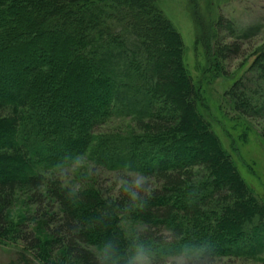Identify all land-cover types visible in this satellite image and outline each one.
<instances>
[{"label": "trees", "instance_id": "1", "mask_svg": "<svg viewBox=\"0 0 264 264\" xmlns=\"http://www.w3.org/2000/svg\"><path fill=\"white\" fill-rule=\"evenodd\" d=\"M222 21L201 22L208 58L240 50L236 41H214L223 29L235 36ZM183 53L159 0H0L1 226L24 189L37 205H57L48 239L21 235L48 257L54 250L55 264H134L139 255L154 263L181 253L190 257L181 264H205L263 254L264 204L201 113ZM250 69L264 83V46ZM240 88L237 80L229 98ZM255 94L253 107L264 111V86ZM115 116H127L130 129L99 133ZM84 157L133 171L140 182L113 193L95 183L75 190L61 175Z\"/></svg>", "mask_w": 264, "mask_h": 264}, {"label": "rangeland", "instance_id": "2", "mask_svg": "<svg viewBox=\"0 0 264 264\" xmlns=\"http://www.w3.org/2000/svg\"><path fill=\"white\" fill-rule=\"evenodd\" d=\"M159 7L182 38L184 66L200 94L203 103L201 113L209 121L245 183L264 204V111L258 112L253 107L255 93L264 83L257 82L259 71L250 69L255 51L264 46V0H159ZM221 19L224 27L227 25L224 21H230L236 33L235 36H228L226 29H223L214 41L222 45L236 41L240 50H231L229 57L225 59L208 58L204 44L199 40L201 22L207 26ZM55 56L60 61L63 58L59 52ZM12 78L16 83L22 81L21 76L20 79L14 75ZM237 80L246 84V88H240L235 99L229 98L227 92ZM239 104L244 105L245 112L239 106L237 108ZM131 124L127 116H115L102 125L98 132L125 133ZM63 171L61 179L75 190L95 183L113 193L124 183L136 186L140 182V177L133 171L95 166L86 157ZM31 194V190L15 191L12 206L6 213V227L3 228L0 223V264L56 263L54 250L48 257L47 248L43 244L35 248L29 245L31 237L21 238V235L31 233L44 242L48 239L45 229L47 220V225L52 227L59 217L54 202L50 205L46 202L37 205ZM49 218L54 221L49 223ZM130 225L126 223L123 227L127 231ZM5 228L6 231L3 232ZM185 254H177L154 263L139 255L134 264H181L190 258ZM205 264H264V252L258 258L221 256Z\"/></svg>", "mask_w": 264, "mask_h": 264}]
</instances>
